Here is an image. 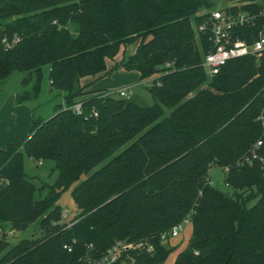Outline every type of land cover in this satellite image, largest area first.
<instances>
[{"label":"trees","instance_id":"16d2710c","mask_svg":"<svg viewBox=\"0 0 264 264\" xmlns=\"http://www.w3.org/2000/svg\"><path fill=\"white\" fill-rule=\"evenodd\" d=\"M218 2L0 0V82L24 73L16 101L34 100L49 66L51 87L66 101L0 148V264H82L89 245L101 256L119 239L154 244L153 253H129L137 264H167L177 246L161 236L188 216L192 234L173 264H264V173L238 165L262 135L264 53L206 72L213 44L194 25ZM137 41L114 68L157 76L155 103L89 90L120 47ZM78 101L82 114L71 108ZM26 157L53 162L55 181L38 185ZM215 166L230 167L231 192L211 184ZM68 190L78 208L70 221L59 203ZM34 223L38 237L11 244L8 232Z\"/></svg>","mask_w":264,"mask_h":264},{"label":"built area","instance_id":"2783aa9c","mask_svg":"<svg viewBox=\"0 0 264 264\" xmlns=\"http://www.w3.org/2000/svg\"><path fill=\"white\" fill-rule=\"evenodd\" d=\"M225 1L226 4H218L212 9L203 22L194 25L196 35L199 37L201 33L208 34L209 40L213 44V49L205 55L203 61V66L210 76L219 73L222 66L230 60L245 56L259 59L264 53V0L257 1L261 4L257 11L246 8V5H249L247 1ZM4 42L7 43L6 38ZM130 93L131 88L120 89L118 92L122 98H129ZM105 95L114 94L105 93ZM71 108L77 114L83 113L81 101L73 104ZM95 115H97L96 112ZM257 120L262 126V135L238 161V165L259 164L264 173V106ZM222 169L226 173L230 171L229 166ZM210 182L213 185L211 177ZM63 217H68L67 211H63ZM190 221L191 217L188 216L182 222L174 225L169 231L162 234V240L167 241L178 237L185 224ZM64 248L72 252L73 243L64 244ZM88 248L87 253L81 258L82 264H137L135 259L129 255L131 251L153 253L155 250V246L150 240L128 241L122 239L116 240L101 256L91 252L94 249L92 244Z\"/></svg>","mask_w":264,"mask_h":264},{"label":"rangeland","instance_id":"374dc122","mask_svg":"<svg viewBox=\"0 0 264 264\" xmlns=\"http://www.w3.org/2000/svg\"><path fill=\"white\" fill-rule=\"evenodd\" d=\"M258 1V0H257ZM227 2L225 0H219L218 4L223 5ZM139 41L123 45L120 47L116 57L108 61V72L99 76L97 79L89 85V90H101L105 93H113L115 97H120L118 92L120 89L131 88V93L129 98L139 102L142 105H152L155 103V99L149 92V88L153 85L154 79L157 76L142 80L139 73L135 70H126L119 68H114L115 63L120 62L123 57H128L136 51ZM43 80L41 86V92L37 99L30 100V106L34 111V118L32 117L31 127L33 128L34 119H49L55 114L57 106L66 108V101L64 98V92L55 90L51 87L50 84V68L45 66L43 69ZM24 73L14 72L10 77L0 82V97L7 94V92L12 89H16L21 93L24 88L22 85V79L24 78ZM87 80V79H86ZM32 111V112H33ZM167 113H169L167 111ZM118 153V152H117ZM103 164H100L96 169H99ZM53 162L38 161L33 158L26 157L25 159V169L26 172L34 177L35 182L38 185H41L43 182L53 183L57 178L58 172L52 170ZM226 172L215 166L210 170V177L213 181V185L225 192H231L232 189L225 182ZM87 175H84L82 179L86 178ZM247 194V192L245 193ZM60 205L63 208V211L68 212V217H65L64 220L70 221L71 218L77 213L78 208L76 202L71 194V190L66 191L60 201ZM253 201L250 205L254 204ZM34 223L28 229L20 231L17 234H11L8 232V239L11 244L18 243L23 238H35L38 237L41 229ZM192 234V222L185 224L184 229L181 231L178 237L173 239L163 241L164 245L167 247L177 246V249L169 256L167 264L172 263V259L178 254L179 251L184 249Z\"/></svg>","mask_w":264,"mask_h":264},{"label":"crops","instance_id":"0c3cea01","mask_svg":"<svg viewBox=\"0 0 264 264\" xmlns=\"http://www.w3.org/2000/svg\"><path fill=\"white\" fill-rule=\"evenodd\" d=\"M18 93L16 89H12L0 97V148L20 142L31 132L34 111L30 106V101L24 103L16 101ZM176 256L172 259L171 264L174 263Z\"/></svg>","mask_w":264,"mask_h":264}]
</instances>
